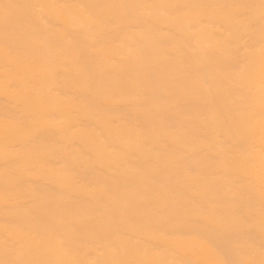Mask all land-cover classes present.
<instances>
[{
	"label": "bare ground",
	"instance_id": "1",
	"mask_svg": "<svg viewBox=\"0 0 264 264\" xmlns=\"http://www.w3.org/2000/svg\"><path fill=\"white\" fill-rule=\"evenodd\" d=\"M0 264H264V0H0Z\"/></svg>",
	"mask_w": 264,
	"mask_h": 264
}]
</instances>
